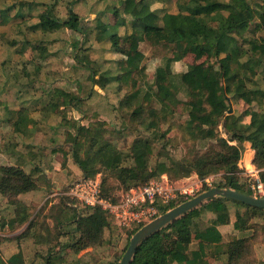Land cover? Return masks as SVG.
<instances>
[{
  "label": "trees",
  "instance_id": "obj_1",
  "mask_svg": "<svg viewBox=\"0 0 264 264\" xmlns=\"http://www.w3.org/2000/svg\"><path fill=\"white\" fill-rule=\"evenodd\" d=\"M80 1L82 0H75L74 3L78 4ZM148 2L149 0H116L108 6L117 21L114 25L97 26V39L111 44L113 52L120 56L117 59L118 67L113 74L104 71L98 78L91 74L89 78L92 79L93 85L100 88H106L111 83L116 84L119 91L123 84H130L131 91L120 98L118 107L133 106V118L144 114L141 122L153 131V135L136 137L126 151L119 150L115 154H109L103 147H95L103 138L101 128L76 125L74 134L68 133L70 129L66 130V134L70 136L73 161L84 176L101 172V168L106 169L113 173L116 180L125 187L124 190L144 185L154 176L159 177L164 173L170 180H174L196 172L200 177L220 173L221 179L215 186L250 194L244 184V177L238 173L237 162L242 142L249 141L255 150L254 163L261 169L260 176L264 182V109H247L245 115L250 116L248 122L241 121V115H228L226 111L228 94L233 98L242 99L247 104L253 101L264 102V72L258 73L256 70L264 67V0L253 3L250 0H183L182 3H177L176 12L155 9L143 16L133 13L134 8L140 9L148 5ZM117 3L124 5L123 13L131 15V29H124L123 34L118 33V28H125L128 21L123 16L119 17L120 9ZM32 4L28 3L30 6ZM46 8L42 14L51 20V24L45 25L40 21L32 25L33 29H71L82 33L88 30V27H81V18L71 8L65 18L53 14L54 2H50ZM103 11H100V14L104 13ZM17 15H20V12H17ZM258 31H262L263 35L247 40L248 47L239 44V39L244 37L245 33L251 32L255 35ZM139 37L152 43L165 41L169 44H180L183 52L203 54L207 58L214 55L217 59L205 65L190 64L186 70L179 73V81L176 82L172 80V59L167 57L164 65L156 67L155 78L167 77L169 81L162 84L161 88H156L154 83L142 87L138 85L135 77L144 72L145 68L142 64L145 55L139 49ZM13 41L18 43L17 40ZM72 44L77 46V42ZM40 56L43 59L48 58L46 54ZM23 72L25 74L26 70ZM255 76L260 78L259 84L254 79ZM248 83H252V87H249ZM181 86L184 87L187 98L183 101L188 109L186 133L193 139L209 141L208 146L206 149L189 152L188 156H182L180 159L170 157L161 150L157 153L158 158L154 164L150 166L146 159L153 153L154 142L164 140L162 147L168 142V129L159 136L156 135L155 130H158L160 119L155 112L158 108L155 104H158L160 110L178 105L182 102L177 96ZM55 91L64 97L67 105H72L74 97L70 93L59 88ZM152 99L153 106L147 108L144 101ZM23 123L27 122L23 121L21 124ZM69 123L68 128H72L73 124ZM219 125L223 127L226 137L218 134ZM35 131L36 127L32 128L28 135H33ZM81 137L86 138L88 143L83 154ZM230 141L235 144H230ZM0 148L6 150L5 146ZM125 157L132 159V163L123 165ZM35 174V171L26 172L20 166L0 163V194L6 197L14 211L9 225L15 229L27 223L25 230L19 235L20 238L32 233L35 219H29L31 213L28 203L18 196L38 188ZM102 193L117 194H109L105 189ZM61 199L65 204L68 197ZM173 205L165 206L164 212ZM230 205L235 207L234 213L230 211ZM241 209L244 210L241 212ZM70 210L71 220L75 223L70 252L54 259L47 256L44 264H87L79 261L76 255L85 248L103 244L105 229H117L121 234L129 233L130 240L139 228L121 229L115 225L107 211L99 208L82 215L73 207H70ZM205 213L211 215L206 217ZM254 213L264 215V209L222 196L208 199L142 240L137 245L130 264H261L254 254V247L258 242L252 237L253 233L249 234L250 226L246 225ZM204 219L206 223L203 222ZM3 224L4 221L1 225ZM230 224L234 230H242L244 234L240 233L238 237L227 241L233 234H222L219 227ZM2 239L0 237V241ZM121 257L107 264H118ZM0 264L26 263L22 251L19 250L6 260L0 255Z\"/></svg>",
  "mask_w": 264,
  "mask_h": 264
},
{
  "label": "rangeland",
  "instance_id": "obj_2",
  "mask_svg": "<svg viewBox=\"0 0 264 264\" xmlns=\"http://www.w3.org/2000/svg\"><path fill=\"white\" fill-rule=\"evenodd\" d=\"M115 1L82 0L76 4L74 3L75 0H0V121L5 113L2 105L8 102V99L13 101L16 97H23L25 99L49 100L50 97L52 99L57 97V104H62V108H58L61 123L64 127H68L69 122L73 124L68 133L74 134L76 125H93L95 128H101L103 138L95 147H103L109 154H115L119 150L126 151L136 137L153 135L151 133L153 131L147 129L146 125L141 122V117L144 114L133 118L131 115L133 106L131 108L118 107L120 98L131 91L130 84H123L119 91L116 84L111 83L106 88H100L98 85H93L92 79L89 78L90 74L94 78H98L104 71L113 74L117 70V59L120 56L113 52L108 41L97 39L99 31L96 29L97 26L114 25L116 23L117 17L111 10H108V6ZM257 1L260 0H250L252 3ZM29 2L33 4L30 6L28 5ZM50 2L55 3L53 14L63 18L67 16V11L70 8L77 12L81 18V27L83 29L88 27V30L82 33L71 29L53 31H44L40 27L33 29L32 25L40 21L45 25L51 24V20L42 14ZM182 2L183 0H149L148 5L140 9L139 7L134 8L133 13L143 16L155 9L162 12H176L178 11V4ZM117 5L120 9L119 17L123 16L128 21L125 28L122 26L118 28V33L123 34L124 29H131L129 26L131 15L123 13V4L117 3ZM100 11L104 13L100 14ZM17 12H20V15H17ZM5 18L7 20H4ZM261 35H263L262 31H258L255 35L247 32L244 37L239 39V44L248 47L247 40ZM13 40H17L18 43ZM139 41V49L145 55L142 62L145 68L144 72L138 73L135 77L138 85L142 87L154 83L156 88H161L162 84L169 81L167 77L155 78L156 67L164 65L167 57L172 59V80L176 82L179 81V73L186 70L190 64L205 65L209 62H215L217 59L214 55L207 58L203 54L183 52L180 44L174 45L165 41L152 43L142 37H139ZM73 42H77V46L74 47ZM44 54L48 58L43 59L40 56ZM245 59L246 57L243 58V60ZM24 70H26L25 74ZM256 70L258 73H262L264 67ZM15 75L17 79L14 77ZM254 79L257 80L258 84L260 83L258 76H255ZM248 86L252 87V83H248ZM55 88L70 93L74 97L72 105H67L64 97L53 91ZM177 96L182 102L174 107L171 106L169 109L160 110L158 104H155L158 107L155 112L158 113V119H160L158 130H155L156 135L159 136L160 133L168 129L166 133L168 142L165 147H162L161 144L164 140L154 142L153 153L146 159L150 166L154 164L158 158L157 153L161 150L168 153L170 157L180 159L182 156H188L189 152H194L196 149H206L208 146L209 141L193 139L186 133L185 125L188 109L183 103L184 100H187L183 86L178 90ZM30 101L28 99L27 102ZM144 102L147 108L153 106V99ZM227 103L226 114L241 115V121L243 122H248L250 119L249 115H245L247 109H264V102L253 101L251 104H247L240 98H233L230 94H228ZM16 107L14 105V109ZM217 128L218 134L226 137L223 127L219 125ZM6 129L0 127V133L5 131L0 136V147L12 142V140H8L9 137L6 131L9 130ZM66 130L64 128L65 133L60 141L68 146L67 150H63L66 158L68 156L72 159L70 136L66 134ZM54 139L57 143V137ZM80 140L82 141L81 153L83 154L86 147H88V143L86 138L81 137ZM230 144L233 143L230 141ZM4 156L1 157L0 162L7 161L8 156L5 154ZM131 160L125 157L122 164L129 165L132 163ZM61 161L63 162L62 157ZM100 170L103 189L106 192L118 194L124 190L125 187L116 180L113 173L102 168ZM81 171L70 180L80 177L82 175ZM153 178H156V176ZM65 186L66 183L62 185V188ZM203 191H206V189ZM243 210L241 209V212ZM230 211L234 213L235 207L230 205ZM205 215L209 217L211 214L205 213ZM203 222L206 223V219ZM246 225L250 226L248 228L249 234L253 233L252 237L258 242L256 243H264V215L254 213ZM116 230L112 228L105 229L104 243L89 247L91 250L87 253L83 252L84 250L81 251L80 255L84 254L76 258L87 264H107L110 261L118 260L124 253L129 240V233L125 234L123 232L121 234L120 231ZM233 233L235 234L228 237L227 241L234 239L236 236L238 237L240 233L244 234L242 230L239 232L235 230ZM254 254L256 255L255 248ZM257 259L262 262L258 257ZM261 264H264V262Z\"/></svg>",
  "mask_w": 264,
  "mask_h": 264
},
{
  "label": "crops",
  "instance_id": "obj_3",
  "mask_svg": "<svg viewBox=\"0 0 264 264\" xmlns=\"http://www.w3.org/2000/svg\"><path fill=\"white\" fill-rule=\"evenodd\" d=\"M55 90L56 88L53 91L56 92ZM28 99L31 101L27 102ZM51 99L52 97L49 100L16 97L13 101L8 99L2 105L5 113L0 127L9 130L6 133L8 140L12 142L5 144L6 150L0 148V160L5 157L4 154L8 156L6 162L4 160L0 163L20 166L26 172L35 171L34 178L38 184L36 190L18 196L28 203L31 213L29 219H35L32 233L23 238L19 235L23 233L27 223L15 229L10 227L9 220L14 216L13 206L0 194V237L3 238L0 241V255L3 260L21 250L26 264H44L47 256L54 259L70 252L71 239L75 234V223L71 220L72 208L70 210L69 205L63 203L61 196L51 194L71 181L81 170L71 158H66L63 151L68 146L61 143L60 139L65 133L64 128H69L63 126L59 117L58 108L61 109L62 104H57V97L52 101ZM14 105L17 106L15 109ZM23 121L27 123L21 124ZM14 122L19 124L13 125ZM35 127V133L28 135ZM219 229L222 234H234L235 231L231 224ZM254 248L256 256L264 262V243L256 244ZM83 250L81 251L87 253L91 249ZM81 255L79 252L76 257Z\"/></svg>",
  "mask_w": 264,
  "mask_h": 264
},
{
  "label": "built area",
  "instance_id": "obj_4",
  "mask_svg": "<svg viewBox=\"0 0 264 264\" xmlns=\"http://www.w3.org/2000/svg\"><path fill=\"white\" fill-rule=\"evenodd\" d=\"M240 149L238 173L244 177V184L252 196L264 198L261 169L254 163L255 150L249 141L242 142ZM220 179V173L200 177L196 172H191L170 180L164 173L144 185L132 186L118 194L104 195L101 172H96L92 176L82 175L72 179L65 187L56 189L51 196L68 197L66 203L81 215L94 208L107 211L117 227L132 230L164 213L165 206L174 204V207L198 195L205 188L216 187Z\"/></svg>",
  "mask_w": 264,
  "mask_h": 264
},
{
  "label": "water",
  "instance_id": "obj_5",
  "mask_svg": "<svg viewBox=\"0 0 264 264\" xmlns=\"http://www.w3.org/2000/svg\"><path fill=\"white\" fill-rule=\"evenodd\" d=\"M216 196L235 199L252 207L264 209V198L255 197L251 194L237 191L231 188H221L217 186L211 187L206 191H203L198 195L177 204L176 206L170 208L166 212L153 219L151 222L146 223L138 228L130 237L128 246L118 264H130L136 252L137 245L142 240L148 238L150 235H152L168 223H171L175 219L181 217L191 209L198 207L208 199Z\"/></svg>",
  "mask_w": 264,
  "mask_h": 264
},
{
  "label": "clouds",
  "instance_id": "obj_6",
  "mask_svg": "<svg viewBox=\"0 0 264 264\" xmlns=\"http://www.w3.org/2000/svg\"><path fill=\"white\" fill-rule=\"evenodd\" d=\"M140 228V227H139Z\"/></svg>",
  "mask_w": 264,
  "mask_h": 264
}]
</instances>
